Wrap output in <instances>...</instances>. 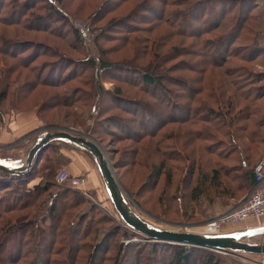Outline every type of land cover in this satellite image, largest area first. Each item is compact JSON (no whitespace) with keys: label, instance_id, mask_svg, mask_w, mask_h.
Listing matches in <instances>:
<instances>
[{"label":"rangeland","instance_id":"1","mask_svg":"<svg viewBox=\"0 0 264 264\" xmlns=\"http://www.w3.org/2000/svg\"><path fill=\"white\" fill-rule=\"evenodd\" d=\"M57 1L0 0V123L16 120L18 115L36 123L13 142H0V158L24 161L46 131L86 135L102 148L130 207L145 222L181 232L203 229L209 220L203 208L191 201V192L201 181L211 183V171L219 162L233 168L239 166V157L221 161L208 154L211 150L196 139L195 127L200 128L201 137L218 140L225 132L221 124L229 120L232 130L241 129L234 132L237 141L243 137L239 146L248 148L244 151L248 165L253 167L264 158V145L250 147L245 137L254 132L264 140V0ZM159 16L162 22L157 21ZM100 62L111 67L99 71ZM144 75L160 78V87L145 84ZM64 100L73 105L65 106ZM186 118L195 126L179 123ZM204 119L214 128L200 123ZM160 125L163 129L157 133ZM171 135L175 144L163 140ZM227 141L223 138L226 147L214 146L215 151L228 154ZM171 148L181 154L167 153ZM44 150L30 170L27 188L44 184L49 168L54 171L53 182L74 193L59 200L54 215V222L60 220L67 228L61 237L82 247L74 264H177L176 254L182 252L185 260L179 264H205L208 256L216 264L264 261L261 255L205 253L147 240L121 221L89 153L61 142ZM83 166L79 175L86 178L84 189L56 182L60 171L73 175ZM233 176L238 179L231 181L223 175L220 179L237 205L250 192L239 174ZM5 181L1 187H9L0 189V196L12 202V193L22 187L0 174V182ZM206 188L205 194L213 198L221 192ZM45 199L33 230L40 228L48 244L54 235L48 222L46 228L40 223L50 205ZM71 200L75 206L61 214ZM72 222L75 228L70 230L67 226ZM261 227L264 217L227 225L221 233ZM243 240L264 244V235ZM21 245L18 233L1 254L0 264H10L9 255H17ZM46 246L45 242L37 246L38 264L47 258ZM64 256L55 254L52 262L63 264L59 262ZM29 262L22 259L20 264Z\"/></svg>","mask_w":264,"mask_h":264},{"label":"trees","instance_id":"2","mask_svg":"<svg viewBox=\"0 0 264 264\" xmlns=\"http://www.w3.org/2000/svg\"><path fill=\"white\" fill-rule=\"evenodd\" d=\"M20 1V0H17ZM52 1H56L57 0H50V3H52ZM157 21H161L162 22V16H159V18L157 19ZM89 63H93L92 61L88 60ZM99 71H106V69L108 67H111V65L109 64H105L104 62H100L99 63ZM159 79L158 77H152L151 75H144L142 78V81L147 84V85H154V86H159ZM67 80H65L64 82H66ZM63 82V83H64ZM99 90L102 91V88L100 86H98ZM116 95H120V93L118 91H115ZM88 96V94H86ZM263 95V94H262ZM261 95V97H263ZM260 97V96H259ZM95 98L94 96L91 98L93 99ZM120 99V98H119ZM257 99V98H256ZM4 100V98H3ZM245 100V99H244ZM125 101V100H123ZM64 105L65 106H71L73 104V102H68L67 100H64ZM75 104V103H74ZM236 104V101H235ZM196 111V110H195ZM210 114H214L212 112H209ZM198 114H195V117ZM194 117V118H195ZM173 118V116H172ZM179 119V118H178ZM197 119V118H196ZM161 122V121H159ZM171 122H178L175 120H171ZM205 123V125H211L210 121H208V119H204L201 120L200 123ZM179 123L185 124V123H190V125L195 126V122L193 120H190L189 118L180 120ZM227 123V124H226ZM161 125H163V123H161ZM160 125V126H161ZM159 126V127H160ZM212 126V125H211ZM232 126H233V122H230L228 120H225V122L223 121V124H221V127L223 129H225L224 134H222V138L220 139H215V138H210V137H201V133L200 132V128H196L198 129L194 132V134L196 135V139L198 141H203V143H205L207 146H205V148H207L206 150L209 151V149L211 151H209L211 156H218L220 158L221 161H229L232 160L233 156H237L239 158V166H234L233 168H226L229 166H224L222 164H218V166H215V168L211 171V178L210 181L211 183H208L205 186V184L199 183L197 184V186L194 187V189L191 192V201H193L196 205L201 206L202 208L204 207V203L205 201L207 202H212L214 200L213 197L207 196V188L206 187H211L214 188L215 190L213 191H221L219 193V195L216 196L217 197H221V198H228L231 199L233 198V194L229 193L230 191H228V189L224 186V182L222 179H220V177H222V175L225 177V179H229L231 181H236L238 178H235V174H239L241 176L240 181L244 184V187L247 189H250L251 185H254V177H253V167H250L248 165L247 162V158H245L244 156V151L246 152V150H248V148L246 149L244 146L242 147L239 146L238 142L242 140L243 137H241L238 141H237V136L235 135L234 130H232ZM213 127V126H212ZM208 128V127H206ZM214 128V127H213ZM163 127L161 126L157 133L162 130ZM220 130V129H217ZM237 132L241 131V129L235 130ZM156 133V135H157ZM243 133V132H242ZM155 135V136H156ZM246 138L248 137L249 139V143H250V147H252V145L260 143L262 145H264V140H259L258 136L254 133V132H250L249 136H245ZM223 138L227 139V147L229 148V152L228 154L222 155L221 153H218L215 151V149L218 148H223L226 147V145H224L225 143L223 142ZM165 142L168 140L169 141H173L174 144L176 143V138L175 136L171 135L168 139L166 138V136L164 137ZM54 146V145H53ZM215 146V149H214ZM50 148H48L47 150H44L43 155L49 150ZM169 152L167 153H172V155H176V154H181L179 152V150L175 149V148H171L170 150H168ZM221 151V150H220ZM166 152V151H164ZM169 160H174L173 158H170ZM237 162V161H236ZM250 168V169H249ZM49 169V168H48ZM47 169V173L46 176H44L46 182L44 184H39L36 186H33L32 189H28L27 185L28 183L31 181L32 179V173L31 171L23 176H10V175H6V174H2L3 177L5 178H13V180H15V182H17L18 186L22 187L21 191H17L16 190L12 193L14 194L12 197V202H8L5 200V197H1L0 196V260H1V254L6 252V249L8 247V245H10L11 240L14 239L15 235H18V233L21 235L22 238V245L21 248L18 250V254H8L10 257V260H8V263L10 264H20V261L22 259L28 261L30 260L29 264H38V254L40 252V249L38 246L42 245V243L45 242V244L47 245V258L45 260H43L42 263L40 264H54L56 262H52V256H54L55 254H62L64 253V258L62 262L59 263H63V264H74L76 263V260L78 259V253L80 250H82V247L80 246H72L70 245L64 238H62L61 236L67 232V228L64 225H61V221L58 220L56 223L55 221V217L54 215L56 214L57 211V204L60 202V199H66V197H68L67 195H74L73 192L60 188L55 182H53L54 180V171L53 170H48ZM239 169V170H237ZM228 173V174H227ZM1 174V173H0ZM223 177V178H224ZM8 181L5 182H0V189H7V187L2 188V184L6 183ZM56 188L59 191L56 194H53L50 192L51 189ZM14 190V189H13ZM226 190V191H225ZM3 195V194H0ZM7 195V194H6ZM51 195V196H50ZM216 195V194H215ZM45 197L48 199V202L50 203L49 207L47 208V213L46 216H44L41 219V222L43 224V226L45 227V224L48 222L49 223V228L53 231L50 230L51 235H54V237H51V239L48 240V244L47 241L44 237V235H41L40 232L42 231H38L40 228H38L37 230H33L35 226H38L36 223V218H37V211H41L43 209H45V203H46V199ZM72 204H70L67 208V205L62 209L61 214H63L64 212L68 211L71 206H75V201L71 200ZM4 203H8V204H4ZM38 209V210H37ZM33 210V212L31 211ZM10 213H14L13 215H15V213H19V215L16 216H8ZM60 214V216H61ZM36 216V217H35ZM85 219V215L82 216L80 218L81 223L83 222V218ZM85 221V220H84ZM74 223H69L67 227L70 228V230H72L73 228H75ZM46 228V227H45ZM33 230V231H31ZM69 230V231H70ZM68 231V232H69ZM60 233V235H58ZM21 241V239H20ZM36 241V242H35ZM37 244V246H33ZM58 245L59 248L55 251L54 247ZM177 246V245H176ZM24 247L27 248V250L25 251V253L23 254V249ZM194 248V247H192ZM198 249L197 251H204L205 253H215L213 251H209V250H204V249H200V248H195ZM94 251H97V248L94 249ZM35 259H33V257H35ZM176 263L179 264V261L184 262L183 260H185V252L182 253H178L176 254ZM42 257V256H41ZM95 257V253L92 255L88 256V259H94ZM204 259L206 260L205 264H216V262H214L215 260L212 258V256H208V257H204ZM68 261V262H66ZM66 262V263H65ZM181 263V262H180Z\"/></svg>","mask_w":264,"mask_h":264},{"label":"water","instance_id":"3","mask_svg":"<svg viewBox=\"0 0 264 264\" xmlns=\"http://www.w3.org/2000/svg\"><path fill=\"white\" fill-rule=\"evenodd\" d=\"M53 142L70 144L89 153L97 166L107 195L124 225L144 236L147 240L177 246L200 248L216 252L245 253L264 256V244H250L243 239L264 235V227L241 232L204 234L159 229L149 225L130 207L125 191L119 184L114 170L102 148L92 138L77 135L69 130H55L41 133L24 161L0 158V173L23 176L37 164L43 150Z\"/></svg>","mask_w":264,"mask_h":264},{"label":"built area","instance_id":"4","mask_svg":"<svg viewBox=\"0 0 264 264\" xmlns=\"http://www.w3.org/2000/svg\"><path fill=\"white\" fill-rule=\"evenodd\" d=\"M254 185L249 195L235 205L232 209L220 213L209 220L203 228L204 234H222V229L227 225H240L252 219L264 217V159H261L253 168ZM56 182L71 189H84L86 178L84 175L73 176L66 171L56 175ZM215 253H228L216 252ZM261 264H264L262 261Z\"/></svg>","mask_w":264,"mask_h":264},{"label":"crops","instance_id":"5","mask_svg":"<svg viewBox=\"0 0 264 264\" xmlns=\"http://www.w3.org/2000/svg\"><path fill=\"white\" fill-rule=\"evenodd\" d=\"M1 119H5V118L2 117ZM30 124L36 125L35 121L32 120L31 118H28V120H26L25 118H21L19 115L16 117V120L11 118H9V121L5 120L4 124L0 123V138H1L0 142L2 143H5L4 141L13 142L14 140H16V137H19L23 133L28 131L29 129L28 127L30 126ZM2 127L4 130L1 129ZM83 170H85L84 166L82 168L80 167L79 169H77V171H73L71 173L74 176H77ZM87 187H88V180H87ZM252 188L253 185L250 186L249 192L252 190ZM224 198L221 197L214 198V200L210 203L205 201L203 210L204 213L207 214L206 218L208 220L213 219L215 216L219 215L220 213L232 209L236 205L234 204V200H231L233 198L231 199L228 198L224 199ZM222 199L225 200V202H223Z\"/></svg>","mask_w":264,"mask_h":264},{"label":"bare ground","instance_id":"6","mask_svg":"<svg viewBox=\"0 0 264 264\" xmlns=\"http://www.w3.org/2000/svg\"><path fill=\"white\" fill-rule=\"evenodd\" d=\"M204 227H205V226H204ZM174 231H179V230H174ZM179 232H180V231H179ZM189 232H191V231H189ZM196 232L202 234V233H203V229L201 228V230H196ZM196 232H194V233H196Z\"/></svg>","mask_w":264,"mask_h":264}]
</instances>
